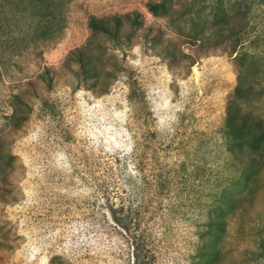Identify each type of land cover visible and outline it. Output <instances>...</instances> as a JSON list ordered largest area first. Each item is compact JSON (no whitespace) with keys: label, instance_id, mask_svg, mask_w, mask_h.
I'll return each instance as SVG.
<instances>
[{"label":"rangeland","instance_id":"374dc122","mask_svg":"<svg viewBox=\"0 0 264 264\" xmlns=\"http://www.w3.org/2000/svg\"><path fill=\"white\" fill-rule=\"evenodd\" d=\"M55 1L51 34L35 39L17 33L18 0H0V264H243L242 249H255L264 236V154L255 176L234 158L224 104L232 97L241 109L264 117V84L254 77L264 71V0ZM217 2L236 27L230 38L240 46L233 49L232 63L210 56L222 53L212 46L222 19V10H214ZM160 3L165 9L151 12L149 5ZM126 14H137L144 26L162 34L143 49L126 46L140 67V87L153 113L156 134L149 148L140 111L127 99L125 86L116 83L95 92L75 88V64L60 69L59 108L19 126L11 123L18 94L34 102L24 85L46 68H60L88 42L91 17ZM97 42L109 45L102 37ZM232 43L226 49L232 50ZM175 46L177 56L166 57L167 48ZM241 53L243 60L236 57ZM259 56L262 61L255 60ZM235 68L249 74L244 85L250 90H234ZM41 87L37 83L36 91ZM104 153L127 156L129 194L139 197L141 209L156 221L137 229L119 211L125 194L118 188L109 187V200L96 199L99 179L90 171ZM146 154L144 170L137 174L133 162ZM3 192L10 204L3 202ZM86 196L125 233L130 248L122 241L103 251ZM221 198L235 205L214 209ZM219 214L227 218L216 241L207 225L209 215ZM143 228L147 235L141 234ZM143 236L151 252H140L137 259L135 242ZM203 245L217 246L219 256L208 258Z\"/></svg>","mask_w":264,"mask_h":264},{"label":"trees","instance_id":"16d2710c","mask_svg":"<svg viewBox=\"0 0 264 264\" xmlns=\"http://www.w3.org/2000/svg\"><path fill=\"white\" fill-rule=\"evenodd\" d=\"M57 9L58 3L55 0H18L15 11L19 13L22 19L17 24L18 35L22 38L27 36H33L35 39L47 38L51 34V30L56 22ZM149 9L156 14L158 10H164L165 5L163 3L156 5L150 4ZM214 10L216 13L222 10V13H220V18L222 19H220L221 22L218 28L220 34L216 36L217 39H214L212 46L221 47L222 53H212L210 56L227 58L232 63L234 59L230 58L233 49L240 46L239 40L230 38L236 34V27L231 24L232 17L222 7L220 2L214 5ZM88 26L91 32L88 42L84 46L71 52L65 64L59 66L60 68L57 69L46 68L45 72L40 74L35 80L28 81L24 85L26 92L33 93L35 103L27 100L24 93L22 95L18 94L16 96L15 109L11 115V123L19 126L24 122L34 121L37 117L41 116V113L47 115L49 111L53 112L55 108H59L60 100L57 95L61 90L57 91L56 89L58 81L61 79L60 69H68L71 64H75L76 68L73 70L74 81L71 84L75 88L95 92L96 87L105 89V87L113 86L116 83H121V85L125 86L128 96L127 99L131 104L137 105L140 111L139 118L145 130L146 138L144 145L145 148H149L156 134L153 113L145 102L140 87V67L136 65V60L128 52L136 46L143 49L148 44L152 45L157 43L162 37V34L159 29H154L152 26H144L143 21L138 18L137 14L111 16L100 19L91 17ZM224 32L230 33L229 36L224 38ZM100 37L109 45L97 42ZM230 39L233 41L232 50L226 49L227 42ZM126 46H131L130 50H127ZM167 49L166 57L169 55L177 56L176 46L175 48L168 47ZM103 56L105 59L106 57L108 59L105 60ZM236 57L243 60L245 53H241ZM255 58L257 61L263 60L262 56ZM239 63L241 65L243 64L242 62ZM234 76L235 91L246 92L250 90V87L246 89L244 85L245 82L250 81L248 79L249 74L243 68H235ZM254 77L260 86L264 84L263 70L258 71ZM37 83L42 86L39 91H36L37 89L35 88ZM21 106H24V108ZM224 106L225 129L229 135L228 138L231 145L229 151L240 162L243 169L247 170L251 176H255L258 167L257 162L264 154V117L241 109V107L235 104L232 97L225 99ZM85 157H88V155H85ZM145 158H148L147 154L144 158L133 162V168L137 174L138 172H143L144 166L142 159L145 160ZM126 159L127 156H119L116 153H104L98 157L93 169L90 171L91 173H96V179H99L98 187H96V190L94 189V194H96V199L103 196L109 200L112 192H110L109 187L112 189L118 188L120 194H125L120 203L119 211L124 212L129 222H134V226L140 229L141 225L145 222L151 223L156 221V215H153L150 211L145 212L146 209L144 211L141 209L143 203L139 204V197L136 196L133 198L130 196L129 190L131 186L124 170L125 164L127 163ZM138 177L142 180L145 178V176L140 174ZM116 180L119 181L118 185L115 183ZM119 193L116 192V194ZM3 195V202L10 204L7 193ZM88 201L90 200L86 196L84 204H88ZM223 203L228 206L235 205L234 200L227 201L221 198L215 204L214 209L219 208ZM87 207L92 211L91 214L94 216L95 221L92 227L95 230L96 241L99 246L103 247L105 253L110 252L114 247L116 248V245L119 243L123 245L122 241L128 244L129 240L126 238L125 233L108 223L101 207L96 208L92 203L91 205L88 204ZM226 216V214L209 215L207 234L215 237L216 241L222 238V234L225 231ZM91 220L93 221L92 218ZM146 233L148 231L143 228L141 234L147 235ZM145 241V236H143L139 242H135L137 259L140 258V252L143 254H149L151 252L150 249L145 247ZM203 246V253L208 258H217L219 256L220 251L217 246ZM128 248H130L129 244ZM15 249L16 247H13V250ZM7 257L8 255L5 256V259ZM242 263L264 264V236H260L255 249H249L248 247L242 249Z\"/></svg>","mask_w":264,"mask_h":264}]
</instances>
